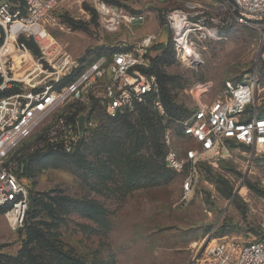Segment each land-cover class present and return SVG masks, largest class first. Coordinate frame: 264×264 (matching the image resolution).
Returning a JSON list of instances; mask_svg holds the SVG:
<instances>
[{"label": "rangeland", "instance_id": "1", "mask_svg": "<svg viewBox=\"0 0 264 264\" xmlns=\"http://www.w3.org/2000/svg\"><path fill=\"white\" fill-rule=\"evenodd\" d=\"M57 2L49 32L83 62L153 38L148 53L158 59L156 68L166 76L176 108L168 112L161 96L159 106L149 104L159 119L165 152L170 147L183 156L194 147L183 125L199 106L216 98L225 81H239L254 68L258 32L242 25L220 27L217 39L196 42L192 51L200 58L197 66L186 65L174 47L166 12L197 5L216 8L223 0L113 1L121 16L144 17L131 25L116 19L115 26L120 23L114 30L88 4L79 9L73 0ZM261 75L264 81V68ZM139 107L115 120L102 109L81 110L79 121L90 120L75 155L43 149L39 137L44 126L15 148L5 164L16 174L26 166L18 179L28 196L58 203L50 217L37 209L30 219L44 234L43 240L32 242L29 224L13 231L0 213V252L15 257L31 248L38 264H216L205 254L207 248L258 238L264 220V160L227 142L219 154H204L194 170L151 169L144 165L147 150L134 151L127 137ZM187 177L192 183L185 194Z\"/></svg>", "mask_w": 264, "mask_h": 264}, {"label": "built area", "instance_id": "2", "mask_svg": "<svg viewBox=\"0 0 264 264\" xmlns=\"http://www.w3.org/2000/svg\"><path fill=\"white\" fill-rule=\"evenodd\" d=\"M73 1L79 9L90 5L109 30L120 22L131 25L144 20L143 16H121L111 3L119 0ZM58 5L57 0H24L21 10L11 0H0V207H7L3 217L13 231L23 227L28 191L5 161L21 142L44 126L39 143L72 154L86 138V126H81L79 118L68 121L75 105L91 110L97 101L105 115L114 119L135 105L154 101L159 106L160 102L157 80L149 71L153 38L130 50L107 52L83 62L49 32ZM164 20L182 60L187 56L190 62L196 61L191 66L200 64L192 51L194 44L217 39L220 27L242 25L259 36L254 68L239 81H225L213 101L193 112L183 134L195 146L183 156L168 147L166 167L177 173L194 170L204 154H219L227 142L244 146L264 160V0H223L216 8L175 9L166 12ZM26 42H33L37 52ZM191 183L187 177L185 194ZM260 233V239L241 245L219 242L205 254L216 264H264V220Z\"/></svg>", "mask_w": 264, "mask_h": 264}, {"label": "trees", "instance_id": "3", "mask_svg": "<svg viewBox=\"0 0 264 264\" xmlns=\"http://www.w3.org/2000/svg\"><path fill=\"white\" fill-rule=\"evenodd\" d=\"M11 3L14 6H19L21 10L23 9L24 0H11ZM26 43L31 51H33L34 53L37 52L33 42H26ZM105 53L107 52L98 53L96 54L95 57ZM157 60H158L157 58L151 59V67L149 71L153 75L155 74L159 80L160 96L165 109L168 112L169 111L173 112L176 110V108H174L173 97L167 86L166 76L161 73L159 68H156ZM149 104L150 101H147L145 104L137 105L140 106L139 114H138L139 118L136 120L135 125H132V123H130L128 130L129 131L132 130L131 131L132 135L127 137L132 138L134 151L139 152L140 149L147 150L148 152L147 154L149 156L148 159L144 162V165H148V167L151 169L156 168L157 170L159 169V166H161L160 168L167 171H171L165 165L164 159L166 152L162 150V146L160 144L161 133H160V124L158 121L159 119L156 117L155 113L151 111L152 108L151 105ZM92 109H93L92 113L94 112L95 109H102L103 111L102 106L97 101L92 103ZM81 110H82L81 107L75 105L73 107L72 114L67 117L68 121L72 122L74 119H76L77 114L80 113ZM120 115H118L114 119L111 118L108 119L115 120L123 116ZM128 118L129 116L125 117L124 120H127ZM89 120H90V116L86 117L85 121L83 120L81 121V126L82 127L86 126L85 130H87V126H88L87 122L89 123ZM127 124H129V122H127ZM39 139H42V136H40ZM82 143L83 141L79 144L76 151L73 152L71 155H75L76 153H78ZM43 149H45L48 152L64 153L59 148H53L50 146H46ZM26 169H27L26 166L25 167L22 166L20 168V172H19L20 174H16L17 172L15 174L17 175V177L24 176ZM57 203L58 200L56 199H49V201H45V198L43 199L41 197H34L32 195L28 196V209L26 212V216L22 228H24L26 225L29 224V229H28L29 232L27 233V235L29 237L31 236L30 242H32L36 238L43 240V235H44L42 231L36 228L34 223H29L30 219L35 218L37 209L39 211H44L50 217V215L55 213V207L57 206ZM6 209L7 207H0V213L3 214L6 211ZM22 228H20L19 230H21ZM261 237H262L261 233L259 232L257 239H260ZM0 264H38V263H37V257L33 255V249L25 248L24 252H21L18 256L15 257L0 252Z\"/></svg>", "mask_w": 264, "mask_h": 264}, {"label": "bare ground", "instance_id": "4", "mask_svg": "<svg viewBox=\"0 0 264 264\" xmlns=\"http://www.w3.org/2000/svg\"><path fill=\"white\" fill-rule=\"evenodd\" d=\"M184 59H185V60H184V61H185V64L188 65V66H189V65H192V64H194V63L196 62V61H192V62H190V60H188V57H187V56H185Z\"/></svg>", "mask_w": 264, "mask_h": 264}]
</instances>
